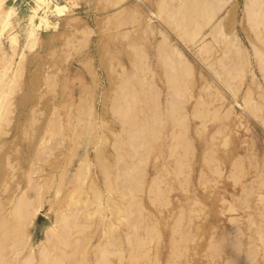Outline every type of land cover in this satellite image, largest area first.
<instances>
[{"label":"rangeland","instance_id":"rangeland-1","mask_svg":"<svg viewBox=\"0 0 264 264\" xmlns=\"http://www.w3.org/2000/svg\"><path fill=\"white\" fill-rule=\"evenodd\" d=\"M58 1L33 45L34 1H6L0 264H264V38L246 0ZM20 196L32 222L10 213ZM53 223L58 248L30 257Z\"/></svg>","mask_w":264,"mask_h":264},{"label":"bare ground","instance_id":"bare-ground-1","mask_svg":"<svg viewBox=\"0 0 264 264\" xmlns=\"http://www.w3.org/2000/svg\"><path fill=\"white\" fill-rule=\"evenodd\" d=\"M6 1L7 0H0V50H1V45H2V36L8 30H10V28L12 26V17L16 12L15 7H13V6L6 8V3H7ZM33 1H34L33 14L31 15L30 30L28 32V44H30V45L34 44V41L38 37V31L40 29L45 30V28H48L51 26L52 22L49 18V15H48L50 11L52 13L54 12L58 16H63L68 11V5L65 3H61L58 0H33ZM225 2H230V1L225 0ZM41 11H43L42 14H40ZM246 15L248 17V21H249L252 29H255L258 33L263 32V38H264V0H246ZM213 17H215V15H213V16L210 15V18H213ZM37 18L40 19L39 23H36ZM208 24H210V23H208ZM200 27L201 26H199L197 24L195 29L192 31L191 35H192L193 39H195L197 37V35L199 33H201ZM200 35L202 36V33ZM198 37H199V35H198ZM10 41H11V44L14 48V51L17 50V47L19 46L18 34L17 33H15V34L11 33L10 34ZM206 48H207V45L204 44L203 46L200 47V50L202 51V50H205ZM173 49L177 52L178 56L180 58H182V61L188 62L187 57L185 56V54L182 51H180L177 47H173ZM256 53H257V56L260 60V67L264 71V55H263L262 51H260V50H257ZM12 58H14L13 55H12ZM11 64L12 63L10 60V63L7 62V64H5V66H4L5 70H3V69H2L3 71L1 70L2 75L0 76V83L3 80H5L4 76H6L7 73L9 72V70L12 69ZM185 66L186 67H183V66L181 67V70L179 72L180 75L182 73H184L182 75L185 76L187 73L191 72L190 68L187 67V65H185ZM19 68H17L16 70H13L14 75L18 74ZM12 80H13V78H12ZM4 99H5V97L0 94V110L2 109V106L4 104ZM98 192H100V191L98 190ZM10 213L14 217H19V218L25 217V215L29 216L30 221L32 222L33 219L38 217L39 209H37L36 212H33L32 216H31L30 208L29 207L26 208V199L22 198L20 196V197H18V201L16 202V204L14 205V207ZM6 225H7L6 223H3V226L6 227ZM10 227L11 226L9 224V228ZM14 227H16L15 230H19L21 232V230H20L21 227L19 226V223L14 225ZM0 229L2 230L4 228H0ZM9 232H10V230H8L7 232H6V230L5 231L3 230L1 233L2 235L0 236V255H2L3 252L5 251L6 247H3V245L6 242L5 239L8 236ZM18 235H20V234L18 233ZM56 235H58L56 223H53L52 225L46 227L45 232H44V238L41 239V241H39V243L35 246L29 245L30 257H32L34 255L35 257L40 256L43 258L44 256L47 255V253L50 250L58 248V242L56 240V237H58V236H56ZM23 236L24 235H22V240H21L20 236L17 237L18 238L17 241L21 243L20 245L26 243V238H25V236L24 237ZM82 244H83V242H81L78 239L76 241V243L74 244V251L80 252L82 249Z\"/></svg>","mask_w":264,"mask_h":264}]
</instances>
